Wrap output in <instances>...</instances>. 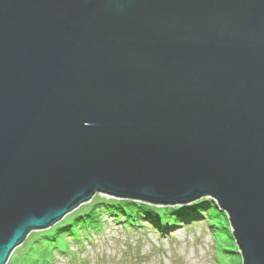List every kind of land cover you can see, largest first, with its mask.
Wrapping results in <instances>:
<instances>
[{
	"label": "water",
	"instance_id": "1",
	"mask_svg": "<svg viewBox=\"0 0 264 264\" xmlns=\"http://www.w3.org/2000/svg\"><path fill=\"white\" fill-rule=\"evenodd\" d=\"M95 193L208 197L264 264V0H0V264Z\"/></svg>",
	"mask_w": 264,
	"mask_h": 264
},
{
	"label": "rangeland",
	"instance_id": "2",
	"mask_svg": "<svg viewBox=\"0 0 264 264\" xmlns=\"http://www.w3.org/2000/svg\"><path fill=\"white\" fill-rule=\"evenodd\" d=\"M107 197L109 196L95 193L90 201L81 204L74 211H71L70 214L65 215L64 218L51 226L50 228L52 229L47 228L43 231L30 232V236L28 235L23 243L14 249L7 264H19L21 262L20 260L23 256H26L31 238L36 232L52 235L55 228L58 229L64 226L65 219L89 210L91 208L89 204L94 201L104 200V198L107 199ZM200 200L214 201L208 197H203L184 205L166 206L140 201L142 204L153 206L151 208L158 210V214L165 212L166 218L162 216L155 217L158 220L162 218L161 221L165 223L166 229L161 232L153 231L152 228L144 225L145 221L142 224L146 227L134 230L123 229L108 214H104L102 230L100 232H91L89 239H84L85 246L83 249L77 250L78 248L72 240L68 239L66 243H68L70 250L75 251L76 255L79 254L88 264H217L214 253V251L216 252L214 242H216L217 245H220H218L219 248H221L222 244H226L228 251H224V258L227 264H240L241 256L238 254L228 220L226 224H218L216 227L212 225L211 227L205 217L199 216L193 221L180 217L176 225L172 224L173 221L170 220L168 212L175 213L177 210L188 211ZM213 203L218 207L215 202ZM143 215L147 216V214ZM223 215L227 217L224 211ZM153 216L155 215L153 214ZM229 250L233 251L230 252ZM124 254H127V256ZM55 257L56 259L52 261V264H64V257L56 255Z\"/></svg>",
	"mask_w": 264,
	"mask_h": 264
},
{
	"label": "trees",
	"instance_id": "3",
	"mask_svg": "<svg viewBox=\"0 0 264 264\" xmlns=\"http://www.w3.org/2000/svg\"><path fill=\"white\" fill-rule=\"evenodd\" d=\"M89 205L91 207L89 210L72 218L65 219L64 226L58 229L55 228L52 235L36 232L31 238L26 256L22 257L19 264H52V261L56 259L55 255L64 257V264H88L79 254L76 255L75 251L70 250L66 242L68 239L72 240L75 242L77 250L83 249L85 246L84 239H89L91 232H100L102 230L104 214H108L123 229L143 228L146 226L152 228L153 231L161 232L166 229L165 223L161 221L162 218H160L161 220L155 218L158 216L166 218L165 212L158 214V210L151 208L153 206L142 204L140 201L128 199L116 200L107 197V199L94 201ZM175 213H178L179 216ZM175 213L168 212L173 225L178 223L177 220L180 217L189 221H193L199 216L205 217V220L211 227L212 225L216 227L218 224H226L228 220L223 215V211H220L211 200H200L190 210H177ZM204 213H206L205 216H203ZM143 214H147V216ZM144 221V225L146 226L142 224ZM166 226L168 225L166 224ZM218 245L214 242L216 262L217 264H227L224 258V251H228L226 244H222L221 248ZM124 255L127 256V254Z\"/></svg>",
	"mask_w": 264,
	"mask_h": 264
},
{
	"label": "bare ground",
	"instance_id": "4",
	"mask_svg": "<svg viewBox=\"0 0 264 264\" xmlns=\"http://www.w3.org/2000/svg\"><path fill=\"white\" fill-rule=\"evenodd\" d=\"M238 254H240V253L238 252Z\"/></svg>",
	"mask_w": 264,
	"mask_h": 264
}]
</instances>
